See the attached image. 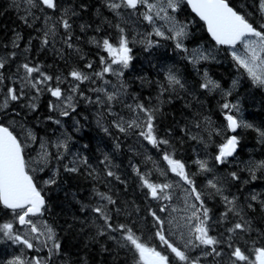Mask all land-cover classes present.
<instances>
[{
  "label": "trees",
  "instance_id": "1",
  "mask_svg": "<svg viewBox=\"0 0 264 264\" xmlns=\"http://www.w3.org/2000/svg\"><path fill=\"white\" fill-rule=\"evenodd\" d=\"M57 2L55 12L33 9L39 19L29 15V23L26 24L22 19L28 7L26 0H0V56L16 52L15 59L9 60L3 70L6 79L5 85L0 86V100L6 86H12L8 77L16 73L18 65L24 62L39 65L43 72L53 77L60 75L66 78V82L60 86L65 94H69V85L78 83L68 76L71 70L78 69L89 74L93 70L100 71V56L108 58L106 52L91 42L92 38H107L117 44L121 35L116 28L119 25L129 39L130 55L133 57L129 67L123 69V77L119 78L128 85L123 101L128 104L139 101L146 106L158 105L156 134L168 140L169 144L153 147L139 135L138 129L119 132L112 124L118 119L117 116L109 115L105 106L88 103L80 97L79 92L93 99L97 95L102 97V94L89 89H111V85H104L103 81L80 84L79 92L74 94L76 111L68 109L67 117L60 115L62 107L49 110L50 102L60 104V101L47 92L34 101L37 105L35 110L29 108L27 105L33 102L31 97L34 90L27 88L21 101L11 102L7 109L0 110V125L8 127L20 140L29 174L46 200L38 222L54 229L56 241L61 247L59 253L49 259L48 247L31 238L29 232L20 231L12 211L0 205V224L13 223L14 231L31 238L34 245L28 249L0 233V264H8L18 253L20 257L24 254L29 256L27 262L32 261V257H39L45 259V264H135V253L130 246H122L126 242L122 240L120 232L105 229V234H100L104 222L92 208L107 202L101 200L97 193L111 196L115 201V204H107L114 225L131 227L143 242L167 254L170 264H184L155 235L159 226L151 214L153 212L164 221V234L168 238L170 200L152 198L141 181V176H146L155 184L181 183L189 188L170 170L163 159L165 152L185 165V171L201 193L205 206L210 209L209 235L223 242L217 246L221 252L218 257L205 256L204 253L210 249L203 246L184 249L183 243H176L173 238L174 246L184 251L190 259H198L200 264H233L230 258L232 249L228 243L241 247L250 259H254V249L264 247V210L259 203L264 201V168H255L264 162V140L257 131H264V87L253 84L244 69L233 60L231 49L220 47L211 40L204 23L191 12L184 0H181L175 12L170 11L176 21L187 25V35L182 40L187 51L176 48L175 39L154 34L156 27L143 18L146 11L143 7L138 10L121 9V15L117 16L107 8L106 0ZM228 2L254 26L262 22L259 0ZM65 9L75 12L70 17L74 48L67 47L64 29L59 25L56 26L57 35L49 36L50 43L44 46L41 41L46 30L45 19L51 16L52 20L48 21L51 25ZM81 25L84 26L83 30ZM160 30L165 36L173 35L165 27H160ZM17 34L21 37L18 40ZM14 40L19 44L18 48L13 47ZM148 41H153L151 47L147 46ZM202 56L208 59L200 58ZM89 62L93 65L92 69L85 67ZM169 71L178 76L184 88L177 86L175 91L169 90L161 95L160 85H167L165 77ZM205 72L220 85L219 89L206 91L201 88ZM19 74L23 75V69ZM105 79L112 84L118 81L113 75H107ZM20 86L19 83L15 84L17 88ZM225 102L237 105L238 111L233 109L230 114L253 127H241L235 133L227 131V121L224 119L227 110L222 109ZM124 103H115L113 110L120 117L128 119L133 114L124 107ZM56 120L60 123H55ZM98 120L109 129L108 133L97 124ZM196 123L200 124L199 128L195 126ZM29 132L34 139L29 137ZM232 135L239 138L237 151L225 163H218L215 157L219 154V146ZM24 141L33 144L26 147ZM62 142L67 144V149L58 147ZM105 156L108 157L106 161ZM32 159H35V163H32ZM84 160H87V164L83 163ZM197 161L206 162L211 171H201ZM67 167H77L78 171H66ZM109 170L114 173L111 177L107 175ZM252 170H255L256 179H252ZM232 172L237 174L239 180L232 179ZM49 180L55 183H46ZM209 180L222 187L224 195L236 198V209L240 211V216L233 213L223 216L225 202L208 186ZM169 190L166 189L161 196ZM253 195L258 196L257 201L251 200ZM196 204L199 205V202L196 201ZM249 204L252 208L248 207ZM161 208L164 211H160ZM241 216L250 222L252 230L230 234L228 229L235 222H243ZM39 239L43 241L45 238ZM33 249H39L38 253Z\"/></svg>",
  "mask_w": 264,
  "mask_h": 264
},
{
  "label": "snow or ice",
  "instance_id": "2",
  "mask_svg": "<svg viewBox=\"0 0 264 264\" xmlns=\"http://www.w3.org/2000/svg\"><path fill=\"white\" fill-rule=\"evenodd\" d=\"M181 0H106L107 8L112 11L115 15L120 16L121 9H132L138 10L140 7L146 9L143 13V18L149 24H155L157 19L165 20L169 24V31L173 34L172 36H165V33L160 28L154 29L156 36L165 39H175L176 48L182 51H187L184 48L182 40L187 35V25L181 24L176 21L174 17L169 15V10L175 12L180 4ZM27 8L25 9V16L22 17L24 22L29 23L27 17L31 15L33 19H39L33 12V9L43 12L45 9L52 10L55 12L58 7L57 0H26ZM187 4L191 7L192 11L204 22L207 26V31L211 35L212 39L218 45H225L233 49L232 58L236 64L244 69L247 73L248 78L253 84L264 87V0H259V11L261 13L262 22L259 28L254 26L245 15L241 14L237 10H234L228 3V0H187ZM75 15V12L70 9H65L61 14L60 18L51 25L48 24L49 20H52L51 16L45 19L46 30L43 33L42 44L48 46L49 36L55 37L57 35L56 26L59 25L64 29L65 38L64 42L68 48H74L72 41L70 17ZM84 26L81 25V30ZM116 28L120 32V36L117 44H113L109 39L104 38L97 40L95 37L92 38V43L97 47L101 48L108 54L106 59L104 56H100V71L93 70L92 73H85L82 70L73 69L68 73V76L72 81L78 83L70 84L68 93L61 88V84L66 82V78L57 75L53 77L41 70L39 65H33L30 62H24L17 67V72L8 77L12 81V86H6V91L3 94L2 100H0V110L7 109L11 102L21 101L26 95V89L30 88L34 90V95L31 97L32 103L27 106L32 110H35L37 105L35 100L44 92H47L54 97L56 101H60V104L54 102L49 103V110H56L62 107L60 115L67 117L69 115L68 109L76 111V105L73 103L74 94L79 92V85L90 81L95 84L96 80L103 81L104 85H111V89L107 87H95L90 88L93 91L101 95H97L95 99L92 97L85 96L82 92H79L81 98L85 99L88 103H96L101 106H105L109 115L117 116L118 119L112 122L113 126L121 133H127L129 131L139 130V135L143 137L153 147H159L160 145H167L169 141L161 139L156 134L155 120L156 113L159 111L158 105H145L143 102L134 101L132 104L124 103L123 97L127 95L128 85L119 79L123 77V69H127L132 61L133 57L130 55L131 48L129 47V39L124 35V29L119 25ZM21 37L17 34V40ZM30 43V42H29ZM14 48H18L19 44L14 40L12 42ZM153 41H148L147 46L151 47ZM237 45L242 47V53L237 51ZM29 49H25L28 51ZM78 51V50H77ZM16 57V52H11L6 56H0V86L5 85V74L4 69L9 63V60H13ZM202 59H208L207 56L200 57ZM113 65L119 66L114 68ZM85 67L92 69V63H86ZM20 69H23V75H20ZM107 75H113L118 78L117 83L112 84L111 81L105 79ZM167 85H160L161 95L166 91H175L177 86L181 89L184 88V84L178 78L176 74L169 71L165 77ZM55 81L53 84L52 82ZM19 83V88L15 87V84ZM201 88L206 91H212L219 89L220 85L208 77L207 72L204 74V82L201 84ZM226 95H230L227 93ZM115 103H124V107L129 109L133 114L128 119L120 117L117 112L113 110ZM222 109L227 110L224 119L227 121L226 130L235 133L238 128H252L250 124L239 121L234 115L230 114L233 109L238 111V106L230 104L228 102L223 103ZM55 123L59 124L60 121L56 120ZM97 124L103 128L105 133L109 132L107 127H103L100 120ZM197 128L200 127L199 123L195 125ZM259 135L264 140V131H260ZM30 138L32 133H28ZM195 139L196 137H192ZM239 145V138L236 135L228 136L225 138V142L219 146V154L215 157L218 163H225L227 158L232 157L237 150ZM67 149V144L62 142L58 145ZM47 153H44V159L46 160ZM105 161L108 159L105 156ZM164 161L167 162L170 170L178 176L185 184L190 188V195L194 196L195 200L199 202L191 203L188 206L194 211L191 216L188 217L189 221L195 220V224L189 225V239L185 241V247L196 248L206 247L210 251L204 253L205 256L214 255L220 256L221 252L217 250V246L223 243L216 237L209 235L208 220L210 219V209L204 204L201 198V193L194 185V181L190 178L188 173L185 171V165L179 160L173 159L168 153L163 155ZM39 162V161H38ZM83 163L87 164V160ZM201 171L209 172L211 169L207 167L206 162L197 161ZM256 169L264 168V162H260L255 166ZM66 171L76 172L77 167H67ZM137 174L140 175L137 169ZM109 177L113 176L114 173L109 170L107 172ZM231 177L233 180H239V177L235 172H232ZM252 179H256L255 170H252ZM119 179V177H117ZM143 187L148 189L150 195L154 199H165L168 200L171 197L168 195L161 196L166 189L172 187L171 184H155L150 182L146 176H141ZM46 183H55L54 180H49ZM208 186L215 190L217 195L222 197L225 202L226 211L223 213L224 217H227L229 213L240 216V211L236 209V198L224 195L223 188L218 187L217 183L212 180L208 181ZM100 199L106 201L107 204H115V201L111 196L103 193H97ZM252 201H257L258 196H251ZM187 203V200H186ZM262 210H264V201H259ZM107 204H98L92 208V211L103 220L104 224L101 228L100 234H105V229L108 231H118L122 234V240L126 244L122 246H130V250L134 251L135 264H170L169 257L162 254L155 247L149 246L143 242L139 236H137L131 227L125 224L112 223V217L109 215L107 210ZM0 205L5 209H9L14 214V217L18 220L19 225L27 227L32 234L35 235V239L42 243L49 250V259L54 254H58L61 245L56 241L55 231L48 225H44L43 229L38 228L37 224L30 219L33 216H40L43 214L45 209V199L41 195V191L38 190L37 185L34 183L33 176L29 174L28 165L26 164L23 147L20 140L8 127L0 125ZM252 208V205H248ZM202 210V211H201ZM160 211H164L163 208ZM156 225L159 226L155 235L159 238L162 245L166 246L180 261L184 264H200L198 259H190L184 251L179 247L174 246L173 243L164 234V221L161 220L155 212L151 213ZM243 222H235L231 228L228 229L230 234L237 231L248 232L251 231L250 222L244 220ZM0 233L7 237L13 242L24 245L28 249L34 247L32 240L27 236H22L14 231L13 223L0 224ZM40 236H44L43 241L39 240ZM194 237V239H193ZM231 240V236L229 237ZM49 242L51 245L49 247ZM198 242V243H197ZM255 243V242H253ZM228 247L232 249L230 258L233 264L240 262V264H264V247H256L254 249V259H250L248 255L241 249V247H234L232 243H228ZM39 250V249H37ZM8 264H25L20 258L16 257L10 260ZM28 264H45L40 258L34 257Z\"/></svg>",
  "mask_w": 264,
  "mask_h": 264
},
{
  "label": "rangeland",
  "instance_id": "3",
  "mask_svg": "<svg viewBox=\"0 0 264 264\" xmlns=\"http://www.w3.org/2000/svg\"><path fill=\"white\" fill-rule=\"evenodd\" d=\"M169 15L172 16L170 10H169ZM154 26L156 28L165 27L167 30H169V24L165 20L157 19L155 21ZM237 51L242 53V47ZM113 67L119 68V66H117V65H113ZM24 144L26 147H29L33 143L27 144L24 141ZM32 163H35V159L34 160L32 159ZM165 194L171 197L169 199L170 200L169 208H168L169 214L167 217L168 218L167 222H168V225L170 228V233L168 234V239L172 243V240L174 238V241L176 243L177 242L183 243V247H184V249H186L185 248V241L187 239H189V231H190L189 225L196 223L195 220H192V221L188 220V217H190L191 213L194 211V209L190 208L188 205L191 203H196V200L192 195H190V189L187 188L186 186L182 185L181 183H176V184L172 185L170 190L167 191V193H165ZM186 200H187V203H186ZM33 236H34L33 234H30L31 238H34ZM31 238H30V240H32ZM193 239H194V237H193ZM39 240H41V239H39ZM180 240H182V241H180ZM33 251H35V253H38L37 249H33ZM164 255H167V254H164ZM24 258L27 261L29 260V256H27V255H25ZM32 259H33V257H32ZM26 260H24V262H26Z\"/></svg>",
  "mask_w": 264,
  "mask_h": 264
},
{
  "label": "flooded vegetation",
  "instance_id": "4",
  "mask_svg": "<svg viewBox=\"0 0 264 264\" xmlns=\"http://www.w3.org/2000/svg\"><path fill=\"white\" fill-rule=\"evenodd\" d=\"M256 27L259 28V26H256ZM40 217H41V216H40ZM40 217H36V218H34V217H30V219H32V220L37 224V227H38V228L43 229L42 225H40V223L38 222L39 219H40ZM20 229H21V231H23L24 233H26V232H30V230H29L27 227H23V228L20 227ZM40 237L45 238L44 236H40ZM197 243H198V242H197ZM41 250H42V251H45L43 248H41ZM46 251L49 252L48 249H46ZM43 254H44V253H43ZM41 260H42L43 262L45 261V259H43V258H41Z\"/></svg>",
  "mask_w": 264,
  "mask_h": 264
},
{
  "label": "water",
  "instance_id": "5",
  "mask_svg": "<svg viewBox=\"0 0 264 264\" xmlns=\"http://www.w3.org/2000/svg\"><path fill=\"white\" fill-rule=\"evenodd\" d=\"M185 2L187 3V0H185ZM188 5V4H187ZM188 7H189V9L191 10V12L200 20V18L192 11V9H191V7L188 5ZM201 22H203L202 20H200ZM204 23V22H203ZM206 26V25H205ZM206 30H207V26H206ZM207 33H208V31H207ZM208 35H209V37L211 38V40L214 42V43H216L213 39H212V37H211V35L208 33ZM218 45V44H217ZM219 46H221V47H228V46H225V45H219ZM238 130V129H237ZM23 155H24V151H23ZM25 158V157H24ZM35 183V182H34ZM38 188V187H37ZM38 190H40L39 188H38ZM41 195L43 196V194H42V192H41ZM44 197V196H43ZM45 199V198H44ZM45 205H46V200H45ZM9 210V209H8ZM11 211V210H10ZM33 217H38V216H33Z\"/></svg>",
  "mask_w": 264,
  "mask_h": 264
},
{
  "label": "bare ground",
  "instance_id": "6",
  "mask_svg": "<svg viewBox=\"0 0 264 264\" xmlns=\"http://www.w3.org/2000/svg\"><path fill=\"white\" fill-rule=\"evenodd\" d=\"M35 238V237H34Z\"/></svg>",
  "mask_w": 264,
  "mask_h": 264
}]
</instances>
